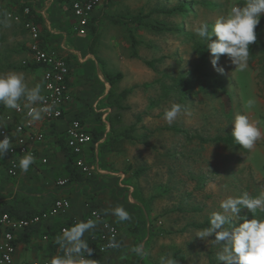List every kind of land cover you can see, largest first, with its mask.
<instances>
[{"label": "rangeland", "instance_id": "374dc122", "mask_svg": "<svg viewBox=\"0 0 264 264\" xmlns=\"http://www.w3.org/2000/svg\"><path fill=\"white\" fill-rule=\"evenodd\" d=\"M239 2L244 0H104V5L95 13L98 18L96 37L89 34L83 38L73 37L76 41H86V48L91 52L96 53L97 50V71L103 80L106 73H123L120 89L134 88L126 102L131 107L126 120L134 123L140 116V125L150 134L148 146L128 144L125 152H113L102 159L107 170L123 178V192L115 198L120 199L121 206L127 211L132 210L128 211L133 218L126 221L128 227L144 228L145 232L135 245L143 246L147 253L139 255L141 264H159L161 256L175 258L177 251L181 252L183 264H224L217 259L221 246L215 244L214 236L206 240L196 237L201 229L194 225L209 222L213 212L222 211L220 202L227 197H238L245 192L252 197L264 195V55L255 53L253 61L249 55L248 67L244 71L235 69L230 59L222 55L218 61V67L223 68L220 73L213 68L209 52L207 72L222 85L217 94H212L211 90L207 91L206 83L212 88H216V84L211 79L209 82L198 79L200 57L192 45L194 36L203 42L195 32L200 23L207 22L211 26ZM24 3L46 12L51 19L71 11L70 0H0V67L7 50L17 48L23 42L22 36H18L22 29L20 24H14L8 14L17 13ZM184 3L193 4L184 17L180 14L170 17L157 12ZM139 13L148 22L165 21L182 32L156 33L141 29L138 34L143 42L139 48L140 59L133 58L125 27L111 20ZM255 32L256 42L249 47L264 42V13L260 15ZM62 57L69 58L66 55ZM22 60L19 55H11V64L20 68L12 71L23 74L25 81L30 80L28 72L21 69L24 67ZM156 60L162 61L156 63L154 69L145 63ZM76 72L80 76V72ZM32 77V80L41 79L38 73ZM181 77L193 86L183 101L180 97L182 90H178L181 87L175 81ZM157 80L161 82L157 83ZM250 100L253 101L252 107L248 106ZM152 101L155 102L153 107ZM172 103L183 105L184 113L169 125L163 115ZM94 110L96 113L104 112L98 105ZM237 114L247 115L262 131L261 139L252 150L201 143L200 139L231 134ZM91 115L94 117L93 113ZM103 117H106L105 113ZM172 127L186 133H176ZM138 170L143 171L139 176L136 175ZM126 180L130 183L124 182ZM136 193L142 198L140 202L135 198ZM143 208H146L148 218ZM241 215L248 219L257 218L247 209L242 210ZM141 219L145 222H140ZM230 222L238 226L242 221L232 218ZM117 223L129 237L131 232L125 225ZM131 253L133 258L136 253Z\"/></svg>", "mask_w": 264, "mask_h": 264}, {"label": "crops", "instance_id": "0c3cea01", "mask_svg": "<svg viewBox=\"0 0 264 264\" xmlns=\"http://www.w3.org/2000/svg\"><path fill=\"white\" fill-rule=\"evenodd\" d=\"M37 12L41 14L45 20V27L43 29L39 27L42 48L60 56L66 55L71 60V75L69 79L71 101L66 109L64 119L57 122L56 125H54L55 123H38V127L45 134L46 139L44 143L36 147V158L34 159V163L30 165L28 171L25 172L20 169L18 178H11L6 174L7 171L5 173V168L9 162L8 157L0 158V204L8 201L16 204L23 210H45L49 212L57 199L66 198L70 201L71 207L64 213L50 215L41 220L26 233L25 230L14 232V262L16 264H22L32 261H44L49 260L57 254L62 255L59 246L55 243L56 237L61 234V228L70 224L73 220L86 222L89 212L92 209H98L103 213L107 221L118 227L120 233V246L118 249L115 252L99 256V262H101V264H141L139 263V255L134 254L132 258L131 253V249L135 247L136 242L139 241L138 237L141 232L134 231V228L131 226L128 227L126 221L120 222L123 226L125 225L128 232H131L129 233L130 236L127 237L125 232L121 231L117 223L118 218L111 214V209L121 206L120 199H116L115 197H118L121 191L123 192V178L116 177L119 175L112 171L101 169L102 173L96 174V182L73 184L65 188H58L56 185V182L60 179L69 180V174L66 171L67 157L59 145L58 137L63 136L66 139L65 130L70 121L76 116H83V119L87 121L86 126L88 129H93L96 124L91 114L93 110L96 109L98 102L109 92L110 85L101 78V74L97 71L98 63L95 58L97 50L96 53H93L86 48V41H76V39L73 38L75 36L77 37V34L73 32L75 17L72 12L68 10L66 14L59 13L60 15L54 16L55 18L53 19L49 18L50 15H47L46 12ZM11 21L14 22L13 20ZM15 23L16 22H14V24ZM20 28L22 29L18 36H22L23 42L19 44L17 48H13V51L7 50L5 56L2 57L3 65L0 67L2 74L10 72L13 69H20L14 68V64H11V55L21 56L24 67L32 66L29 65L32 57L29 46L32 40L30 34L24 27L21 26ZM61 39H63V41ZM67 40H70L69 43ZM81 46L85 48L82 49ZM76 71L80 72V76H78ZM26 72H28L30 80H26L25 83L30 88L40 85L42 90L41 95H43V70L41 68L30 69L26 70ZM36 73L40 74L41 79L39 81L36 79L32 80V76ZM106 74H104V76ZM23 103L24 101L21 100L22 106ZM1 107H4L3 104H0V108ZM3 109L8 117L11 118V121L8 120L7 116L4 117L3 122L0 124V128H14L17 122L21 120V117L16 113L15 109L6 107ZM103 110L106 111L107 109L105 108ZM110 154L111 153H108V155ZM86 158L88 162H90L89 158ZM44 159L47 160L46 164L42 162ZM136 204L139 205L138 202ZM128 211L130 212L132 210L129 209ZM132 219L133 218L130 220L132 221ZM99 227V224H97L94 229L86 232L84 234V239L88 242L90 236H96ZM147 227L149 228V225ZM9 232V229L1 226L0 244L3 243L6 233ZM148 236L150 238L151 234Z\"/></svg>", "mask_w": 264, "mask_h": 264}, {"label": "clouds", "instance_id": "9594fccd", "mask_svg": "<svg viewBox=\"0 0 264 264\" xmlns=\"http://www.w3.org/2000/svg\"><path fill=\"white\" fill-rule=\"evenodd\" d=\"M262 13L264 0H244L241 5L232 6L225 16L219 17L211 26L207 22H202L195 29L197 36L210 52L211 63L216 71L223 72V68L218 67L222 55L230 59L235 69L244 71L248 67L249 46L256 42L255 28ZM41 91L40 85L28 87L21 73L10 71L0 74V104L20 111L23 100V108L28 109L26 115L31 121L41 120L43 114L49 111V108L34 106L44 102ZM252 105L253 101L250 100L248 106ZM183 113V105L172 103L165 109L163 118L171 125ZM232 124L231 136L235 143L246 150H252L262 137V131L257 123L251 121L245 114H237ZM11 144L9 136L0 139V158L12 148ZM34 159L30 153L22 156L19 168L28 171ZM220 208L222 211L213 212L208 218L209 226L199 230L196 237L206 240L214 236L215 244L221 246L217 259L224 264H264V219H248L241 215L244 209L252 214L257 211L264 213V195L252 197L245 192L238 197H227L220 202ZM111 214L118 218V222L131 219L129 212L122 206L111 209ZM232 218L242 222L234 226L230 222ZM97 223V220L88 219L86 222L79 221L63 229L55 240L62 255L51 257L48 264H91L88 257L93 250L83 237L86 232L94 229ZM119 246L115 237L109 241L108 247ZM131 251L140 256L147 254L141 245L133 247ZM159 264H177V260L171 256H161Z\"/></svg>", "mask_w": 264, "mask_h": 264}, {"label": "built area", "instance_id": "2783aa9c", "mask_svg": "<svg viewBox=\"0 0 264 264\" xmlns=\"http://www.w3.org/2000/svg\"><path fill=\"white\" fill-rule=\"evenodd\" d=\"M104 5V0H70V9L75 17L73 25V32L84 37L87 36L89 27L95 17L97 10ZM29 9L25 10V14H29ZM8 18L16 23H21L19 15L10 13ZM24 29L30 34L32 43L29 46L31 53V62L29 65H39L43 70V104L34 105L35 107H46L49 111L43 114L39 121H31L26 115L28 109L23 108L16 113L21 117L14 128L2 127L0 128V139L4 136H9L12 144L11 149L7 152L9 162L7 164V175L11 178H18L20 168L19 160L26 154H32L36 158V147L45 141V134L38 127L39 122L57 123L64 119L66 109L71 101L69 79L70 68L66 62V58L49 52L42 48L40 28L32 23H26ZM28 64V63H27ZM25 64V65H27ZM105 112V110H104ZM105 119V117H103ZM11 121V118L8 117ZM67 139V147L71 153L75 155V166L87 178H91L96 174H101L102 170L98 164L90 163L87 160V149L92 142V136L87 132L85 126L77 119L71 120L65 131ZM43 164L47 160L42 161ZM69 180L60 179L56 182L58 188H65ZM71 207V203L66 198L57 199L49 212L43 216L42 219L34 218L33 220H26L16 222L11 220L8 216H4L1 220V226L10 230L6 233L3 243L0 244V264H16L14 262L15 255V233L17 231L25 230L32 224H36L50 215H58L66 212ZM97 220L99 224V231L96 236H90L88 240L89 247L93 250L91 256V264H101L98 257L115 252L118 248L108 247L109 241L115 237L119 243V229L118 227L107 221L103 213L98 209H92L86 218ZM79 222L73 220L70 224L61 228L60 233L65 228H68ZM84 238V237H83ZM50 260V259H49ZM49 260L32 261L22 264H48Z\"/></svg>", "mask_w": 264, "mask_h": 264}, {"label": "trees", "instance_id": "16d2710c", "mask_svg": "<svg viewBox=\"0 0 264 264\" xmlns=\"http://www.w3.org/2000/svg\"><path fill=\"white\" fill-rule=\"evenodd\" d=\"M62 1V0H58ZM203 4H206L205 1H202ZM243 4V2H239L238 5ZM193 4H183L179 7H175L172 9H162L158 10L160 14H165L166 16H176L177 14L182 15L183 17L188 13L189 9L192 7ZM29 9V14H25V10ZM6 10V9H5ZM16 15H19L21 17V26L24 27L26 23H32L40 28L45 27V20L41 14L37 12L35 7L31 5L30 3H24L21 4L17 10ZM4 16V15H3ZM115 24H121L125 27L126 33L130 39L131 42V49H132V56L133 58L140 59L139 56V48L143 45V42L139 40L138 34L141 29H148L151 31H154L156 33L161 32H182V30L179 28H174L169 23L165 21L157 22V23H151L148 22L144 16L139 13L132 17H124L121 19H115L113 18L111 20ZM98 18L95 16L93 18V21L89 27L88 34L91 35V37H96V33L98 31ZM181 30V31H180ZM192 45L194 47V51L199 55V65H198V71L200 74L198 75V79L202 80L204 82H209L211 79L214 81V84H216V88H212V86L209 83H206L207 91L211 90L212 94H217L222 89L221 82L218 81V79H215L212 77V74L207 72V68L209 66V50L206 47V44L204 42H199L195 39V36L192 37ZM191 39V40H192ZM94 40L93 42H95ZM250 51V60L253 61L256 57V54H263L264 55V42H261L260 45L257 44L254 47H249ZM256 53V54H255ZM162 60H156V61H148L145 62L146 65L154 69L156 63L161 62ZM66 62L70 68L69 59H66ZM42 67L39 65L35 66H26L23 67V70H30V69H39ZM70 75H71V68H70ZM105 81L107 84L110 85V90L107 93V95L98 102V106L100 109H107L103 113H96L93 112L94 120L96 126L93 129H88L87 126L85 127L87 132L92 136V142L90 146L87 149V157L89 158L90 163H96V160L98 159V164L100 166V169L107 170L104 162L102 161L103 158L108 153H123L127 149L128 144H139V145H149L150 140V134L148 133L147 129L144 126H141L140 123L142 122L141 117H137V121L134 123H129L126 120V115L128 112H130L131 107L126 104L127 99L131 96V94L134 91L133 89H120L119 84L123 81L124 75L123 73L119 72L117 74L109 73L105 76ZM157 83H160L161 81L157 80ZM176 84H178L180 88L178 90H182L180 97L181 101L187 96V94L192 90L193 86L191 82L187 83L184 79V77L175 79ZM185 83L186 89H185ZM204 91L205 89H201ZM98 97V96H97ZM151 106H155V102H151ZM4 107L0 108V124L3 122L4 117H8V115L3 111ZM106 114L105 119H103V114ZM77 119L79 120L84 126L86 125L85 119H83V116H76L72 120ZM176 133H186L185 130L179 129L177 127L171 128ZM66 131V130H65ZM64 135V133H63ZM66 137V136H65ZM59 139V145L62 148V151L64 152L65 156L67 157V166L66 171L69 174V182L67 186H71L73 184H81V183H91L96 182V176L94 175L91 178L85 177L83 174L80 173V171L75 166V155L71 153L70 149L67 147V139H65L63 136L58 137ZM201 143L207 144V143H214L216 145H224L225 147H241L240 145H237L232 138L231 134L227 136H218L212 139H200ZM7 157V153L3 156ZM101 159V161H100ZM7 170V166L6 169ZM141 173H143L142 170H138L136 172V175L139 176ZM127 184L130 183L129 180L124 181ZM136 192V191H135ZM134 192V193H135ZM135 198L137 201H141L142 198H140L139 194H135ZM129 206L136 207L133 204H130ZM145 212L146 218H148V215L146 213V208H143ZM47 214V211H38V210H23L20 209L16 204L10 203V202H3L0 204V228H1V220L4 216H8L11 220L16 222L26 221V220H33L34 218H40L42 219L43 216ZM254 217H257V219H264V213H261L257 211V213L253 214ZM143 217V216H141ZM140 222L144 223V219L140 220ZM35 224L30 225L28 228L25 229V233L30 230ZM209 226V222L203 223V224H195L194 227L197 229H203L205 227ZM134 231L141 232L142 234L145 232L144 228L141 226V230L138 229L137 226L133 227ZM136 229V230H135ZM61 231V230H60ZM141 233L139 236V239L141 237ZM24 234V233H23ZM142 241V240H141ZM140 241V242H141ZM139 242V243H140ZM180 251H177L175 254V259L177 260V264H183L184 259L180 255Z\"/></svg>", "mask_w": 264, "mask_h": 264}]
</instances>
